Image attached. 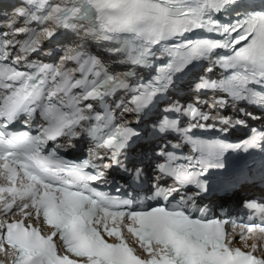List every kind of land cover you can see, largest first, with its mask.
<instances>
[{
  "label": "snow or ice",
  "instance_id": "snow-or-ice-1",
  "mask_svg": "<svg viewBox=\"0 0 264 264\" xmlns=\"http://www.w3.org/2000/svg\"><path fill=\"white\" fill-rule=\"evenodd\" d=\"M235 2L24 0L25 6L16 9L24 26H15L13 21L9 24L11 34L0 33L4 37L0 40V62L8 60L9 47L20 49L11 63H0V89L5 93L0 95V253L10 258L7 264H264V247L256 242L247 243L254 236L264 239V225L240 226L239 240L243 247H236L235 223L233 232L227 233L225 221L194 218L182 206L122 210L130 208L131 202L113 199L89 187V182L104 175L102 171L96 174L85 171L95 167L91 158L74 164L54 153L43 154L49 141L77 134V126L86 119L79 106L82 101L101 99L117 88L127 89L128 73L121 78L106 71H94L98 62L84 59L77 49H71L63 60L76 61L78 68L73 71H79L81 78L48 64L39 67V75L15 66L26 60L29 53L40 50L41 38L51 40L61 28L84 30V22L88 21L86 31L95 38L111 41L125 34L132 42L125 53L133 65H147L155 55L154 46L180 38V43L165 48L170 56L175 55L165 65L163 75L135 88L130 100L134 107L126 111L147 108L166 90L174 74L182 73L195 61L210 59L217 49L230 50L226 55L217 54V59L223 67L234 70L232 75L219 82L202 79L196 87L221 89L245 98L249 94L264 105V92L250 90V85L264 86V11L246 13L235 24H221L213 17L214 12ZM31 22L41 25L39 30L29 27ZM197 29L216 32L222 39H191L186 35ZM10 35L24 39L14 40ZM90 72L95 79L87 78ZM45 73L51 74L55 82L47 93V104L42 103ZM76 88L81 93L70 95ZM61 93L68 97V102ZM53 98H58L59 103H54ZM37 107L45 121L38 134L7 131L22 113L31 115ZM85 107L91 109L92 104ZM190 111L193 117L200 115L195 108ZM223 123L227 125L229 121ZM176 125L177 121L167 118L161 122L162 129ZM135 135L132 128L120 125L103 136L97 147L113 150L114 162L119 163L118 153ZM260 141H264V134L253 136L245 147L256 146ZM237 147L240 146L222 141L203 146L198 148L202 158L197 163L202 170L218 167V162L205 161L204 152L209 158L219 157ZM173 174L181 185L200 183L198 172L181 168ZM44 226L51 230L43 232ZM125 230L134 243L128 241ZM108 238L114 240L109 242ZM258 250L260 256L256 255Z\"/></svg>",
  "mask_w": 264,
  "mask_h": 264
},
{
  "label": "bare ground",
  "instance_id": "bare-ground-1",
  "mask_svg": "<svg viewBox=\"0 0 264 264\" xmlns=\"http://www.w3.org/2000/svg\"><path fill=\"white\" fill-rule=\"evenodd\" d=\"M67 154L70 155V156L72 155V153H71L70 150L67 151ZM238 195H239L238 193H235L234 199H235V197L238 196ZM224 197H225V196H219V199H220V200H224Z\"/></svg>",
  "mask_w": 264,
  "mask_h": 264
}]
</instances>
